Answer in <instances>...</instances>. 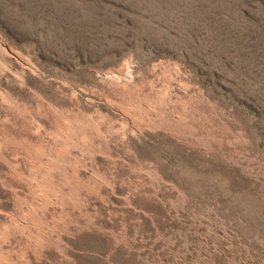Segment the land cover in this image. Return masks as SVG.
Segmentation results:
<instances>
[{
	"label": "rangeland",
	"instance_id": "1",
	"mask_svg": "<svg viewBox=\"0 0 264 264\" xmlns=\"http://www.w3.org/2000/svg\"><path fill=\"white\" fill-rule=\"evenodd\" d=\"M0 264H264V0H0Z\"/></svg>",
	"mask_w": 264,
	"mask_h": 264
}]
</instances>
